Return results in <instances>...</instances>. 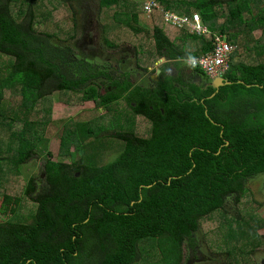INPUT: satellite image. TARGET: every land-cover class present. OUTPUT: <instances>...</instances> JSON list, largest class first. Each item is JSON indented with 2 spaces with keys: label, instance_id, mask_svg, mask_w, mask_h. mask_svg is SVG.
Returning a JSON list of instances; mask_svg holds the SVG:
<instances>
[{
  "label": "trees",
  "instance_id": "obj_1",
  "mask_svg": "<svg viewBox=\"0 0 264 264\" xmlns=\"http://www.w3.org/2000/svg\"><path fill=\"white\" fill-rule=\"evenodd\" d=\"M36 1L0 0V54L13 58L7 68L0 66V131L10 132L16 153L0 156L1 212L13 215L0 222V264H150L152 258L158 264H183L184 244H195L203 220L224 209L229 198L240 203L249 180L264 174V0H157L182 15L198 13L212 31L210 36L190 34L155 15L151 36L160 56L188 60L202 55L213 48L216 32L236 45L224 76L232 84L213 97L214 87L193 82L182 87L163 71L152 86L112 76L70 44L79 30L73 5L80 0H49L42 28ZM134 1L99 0L109 47L124 42V30L132 36L146 30L140 26L143 5ZM61 19L72 27L64 28ZM117 28L113 42L107 33ZM257 29L263 31L259 38L253 34ZM143 45L134 41L132 47L139 54ZM240 53L253 61H236ZM193 72L210 80L201 69ZM8 92L22 97L20 106L11 100L4 105ZM56 92L69 97L70 104L92 100L109 114L123 98L135 102L134 112L151 122L152 132L148 137L133 130L112 134L124 148L98 166L90 164L94 159L75 158L88 123L73 122L61 137V149L73 161L55 160L44 129L26 120L36 109L50 114L41 106ZM18 121L21 129L15 128ZM41 150L42 172L28 176L24 194L2 192L14 176L23 179V170ZM24 196L36 205L30 223L16 219ZM249 232L240 228L239 238L253 241ZM248 241V249H238L243 256L254 250Z\"/></svg>",
  "mask_w": 264,
  "mask_h": 264
},
{
  "label": "rangeland",
  "instance_id": "obj_2",
  "mask_svg": "<svg viewBox=\"0 0 264 264\" xmlns=\"http://www.w3.org/2000/svg\"><path fill=\"white\" fill-rule=\"evenodd\" d=\"M144 1L135 0L134 2H140L143 5ZM98 2L99 0H80V4L76 2L73 5L79 21V30L70 44L75 45L78 52H86L100 66L99 68L101 70L112 72V76L122 80H124L123 78H127L133 85L152 86L154 84L152 80H156L157 78L154 69L162 65L164 66L167 62L169 64L173 62V66L176 64L177 67H179L177 62L181 63L182 70L176 72L177 76L181 75L182 72L186 76L189 75L187 74L189 64L186 59L181 61L166 59L171 62L165 61L162 60L164 56H160L154 52V40L151 35L154 25L152 24V19L156 16L147 18L142 12L140 14V26L145 27L146 30L144 32L137 34L133 31L134 36H132L124 30V33L127 35L123 38L125 43L117 41L115 42L117 44L115 47L106 45L103 39L105 34L99 22ZM35 8L36 16L40 22L38 26L42 28L44 27L42 23L45 21V17L43 16L48 14V9H51L50 2L49 0H37ZM62 9H64V14L68 15V10L64 7ZM192 11L196 12L195 10ZM175 13L178 12L175 11ZM69 24V22H62L64 28L72 27ZM163 27L169 32V26L165 25ZM119 31L120 28L110 31L107 33V37L114 42L116 41L114 37ZM187 32L190 33L189 31ZM253 34L259 38L263 34V31L257 29ZM134 41L144 43L143 51L139 54L133 50L132 46ZM242 59L247 62L253 61L249 55L243 54L242 56V53L235 60L241 61ZM11 61H13V58L10 56L0 54V66L7 68ZM191 73L192 71H190ZM196 75L199 76V80L196 82L197 85L203 87L202 85L209 82L202 74L197 73ZM104 81L105 83L108 82V80ZM102 91L105 92L106 87H103ZM67 99L69 97L66 98L62 93L56 92L54 95L46 98L41 106L44 110L49 108L51 110L50 114L49 111L48 114L46 111L39 114V111L36 109L26 120L31 121V124L36 129H44L45 135L43 134V136L47 141L49 139L47 151L50 152L51 158L55 160L73 161V157L64 151L66 149H61L63 128L64 126H73L70 125L73 122L88 123L84 128L85 135L82 137L85 141H82V151H77L75 158L80 159L82 157L86 160L94 159L90 164H96L98 166L113 161L120 154L122 148H124V142L112 134L119 131L133 130L139 136L148 137L152 132L151 122L141 115L137 116L132 107V105L135 106L133 104L134 102H129L127 99L123 98L117 102L118 104L115 107L112 106V110L114 109V111L111 114H109L110 112L104 113L106 109L96 107L94 102H83L82 104L80 102L75 104L74 102L70 104V101ZM8 100L12 101V105L20 106L22 97L19 95L14 96L8 92L5 96L4 105L8 104ZM103 113L104 115L102 117L101 115ZM47 117L49 121H46ZM18 123H20V126L15 125V128L21 129L22 122L18 121ZM91 125L94 129L90 132ZM97 126H104V128L97 129ZM5 139L10 141L7 146L3 143ZM14 147L15 142L11 138L10 132L0 131V156L15 157ZM71 149L74 150L75 148L72 147ZM44 159L45 153L41 150L30 161L26 171L23 170V179L19 175L14 176L6 183L4 189H1V191L6 190L14 196L24 194L23 190L28 181V176L34 175L38 177L40 175L45 161ZM15 173H17L16 169ZM19 189L21 192L18 191ZM247 189L249 190L245 193L240 203H235L233 198H229L224 209L213 213L210 217L203 220L200 229L194 234L195 244L191 246L188 244V241L184 244L183 264H230L237 260H242L246 264H264V174H258L250 179L247 183ZM2 203L3 199L0 200V222L9 219L12 220V214L4 215L1 212ZM35 210V203L28 196H24L23 204L16 219L19 220L18 222L30 223L34 218ZM240 228H243L246 232L250 231L249 236H251L250 239L253 241L250 242V240L239 238L240 235L238 232ZM245 241L254 243V250L251 254L243 256L238 249L241 247L242 249L249 248ZM159 255L157 254V259ZM158 263L155 258L150 260V264ZM144 264L149 263L144 261Z\"/></svg>",
  "mask_w": 264,
  "mask_h": 264
},
{
  "label": "built area",
  "instance_id": "obj_3",
  "mask_svg": "<svg viewBox=\"0 0 264 264\" xmlns=\"http://www.w3.org/2000/svg\"><path fill=\"white\" fill-rule=\"evenodd\" d=\"M143 14L147 18L160 15L165 24L184 29L194 35H212L211 29L204 24L198 13L192 15L178 14L165 9L157 0H145L143 2ZM213 36V48L209 52L188 59L187 62L192 67L201 69L211 78L223 77L231 69V58L237 47L227 40L224 33L216 32Z\"/></svg>",
  "mask_w": 264,
  "mask_h": 264
},
{
  "label": "crops",
  "instance_id": "obj_4",
  "mask_svg": "<svg viewBox=\"0 0 264 264\" xmlns=\"http://www.w3.org/2000/svg\"><path fill=\"white\" fill-rule=\"evenodd\" d=\"M167 59H169V58H167ZM165 61H170V60H165ZM173 61H177V60H173ZM171 62V61H170ZM188 63V62H187ZM177 64H178V66L179 67H177L176 66V64L174 65L175 66V68L174 69H171V67H170V65H173V62H171L170 64H169V62H167V63H165L164 64V66L162 65V66H160V67H158V68H155L154 69V71H155V73H156V76H157V78H156V80H153V81H155V82H158L159 81V75L162 73V69L164 70V72H165V74L166 75H169V76H171V73H173V74H175V76H176V72H180L181 70H182V65H181V63H178L177 62ZM189 64V63H188ZM193 68L194 67H192L190 64H189V71H192V73L190 74V72H188L187 74H189V75H187V76H189V77H191L192 79H193V82H198V80H199V76H197L196 74V72H193ZM181 75H184V73L182 72L181 73ZM181 75H179V76H181ZM174 76V77H175ZM186 76V75H185ZM207 81H209L207 84H205V85H202L204 88H207V87H210V86H212L210 83L211 82H213L214 80L213 79H211L210 78V80H208L204 75H202ZM176 77H178V76H176ZM176 80V79H175ZM220 85V84H219ZM225 86V85H224ZM213 87V86H212ZM219 87H223V86H219ZM220 89V88H219ZM215 91H216V89H215ZM219 91V90H218ZM217 91V92H218ZM216 92V93H217ZM214 93V92H213ZM212 93V94H213ZM89 102H94V101H92V100H90V101H86L85 103H89Z\"/></svg>",
  "mask_w": 264,
  "mask_h": 264
},
{
  "label": "water",
  "instance_id": "obj_5",
  "mask_svg": "<svg viewBox=\"0 0 264 264\" xmlns=\"http://www.w3.org/2000/svg\"><path fill=\"white\" fill-rule=\"evenodd\" d=\"M166 59H167L166 56H164V58H162V60H166ZM170 67H171V69H174V66L173 65H170ZM213 80L214 81L211 82L210 84L216 89V91L210 97H213L216 94V92L220 88L219 86H224V85H230V84H232V81L227 80L224 77H217V78H215ZM240 82H242V81H240ZM248 86H251V85H248ZM202 102H203V100H202ZM206 114H207V111H206Z\"/></svg>",
  "mask_w": 264,
  "mask_h": 264
},
{
  "label": "flooded vegetation",
  "instance_id": "obj_6",
  "mask_svg": "<svg viewBox=\"0 0 264 264\" xmlns=\"http://www.w3.org/2000/svg\"><path fill=\"white\" fill-rule=\"evenodd\" d=\"M181 60H183V59H179V60H177V61H181ZM162 71L164 72V70L162 69ZM188 72H190V71H188ZM187 72V73H188ZM175 76V74H173V73H171V77L173 78V79H179L180 81H181V85H182V87L184 86V87H186V88H188L189 87V83H192L193 82V79L191 78V77H189V76H185V75H181V76H178V77H174ZM152 83H154V84H156V82L155 81H153L152 80ZM193 83H195V82H193ZM196 84V83H195ZM197 85V84H196ZM219 90V89H218ZM134 105H136V103L134 102L133 103ZM133 106V105H132Z\"/></svg>",
  "mask_w": 264,
  "mask_h": 264
},
{
  "label": "clouds",
  "instance_id": "obj_7",
  "mask_svg": "<svg viewBox=\"0 0 264 264\" xmlns=\"http://www.w3.org/2000/svg\"><path fill=\"white\" fill-rule=\"evenodd\" d=\"M187 61V60H186ZM209 77V76H208ZM224 77V76H223ZM209 78H211V77H209ZM215 78H217V77H215ZM215 78H211V79H215ZM225 78V77H224ZM226 79V78H225Z\"/></svg>",
  "mask_w": 264,
  "mask_h": 264
}]
</instances>
